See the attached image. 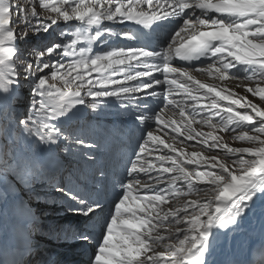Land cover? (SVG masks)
Instances as JSON below:
<instances>
[{
	"label": "snow or ice",
	"instance_id": "snow-or-ice-1",
	"mask_svg": "<svg viewBox=\"0 0 264 264\" xmlns=\"http://www.w3.org/2000/svg\"><path fill=\"white\" fill-rule=\"evenodd\" d=\"M110 108L139 133L115 150L89 134ZM0 173L46 178L82 264H250L215 257L264 202V0H0Z\"/></svg>",
	"mask_w": 264,
	"mask_h": 264
},
{
	"label": "rangeland",
	"instance_id": "rangeland-1",
	"mask_svg": "<svg viewBox=\"0 0 264 264\" xmlns=\"http://www.w3.org/2000/svg\"><path fill=\"white\" fill-rule=\"evenodd\" d=\"M33 43L39 44V41H33ZM230 87H235V84L237 82H226ZM237 92H240L241 94L243 93L242 88H236L235 89ZM23 93L26 95L27 89L23 90ZM249 98L256 100V98H253L249 94ZM24 99V95L21 96V100ZM256 102H259L256 100ZM23 110V109H21ZM128 120L126 117H122L116 113L114 109H108L106 110L98 119L95 121L90 122V125H94V128H92L89 132L90 135L97 136V135H102L104 141L107 143L108 140L110 139L111 135H116V132H120L121 129H123V126L121 125L122 122L126 123ZM103 124V125H102ZM100 125V126H98ZM70 158V157H68ZM72 163L71 166H75V161L73 158H70V161L68 160V164ZM74 169V167H73ZM67 171V177L71 176L72 170ZM4 178L2 177L0 173V179ZM73 179V178H72ZM72 179L70 181H72ZM40 184H37L39 186H35L29 191L23 190L20 186V190L22 191L23 197H25L28 201L30 206L33 208L34 212L38 211L40 212L39 214H50V219L54 220L52 224L56 225L54 226L55 229H59L61 225H66L67 221L71 219V214L67 212V206L64 204L62 201L60 195L54 191V188L50 186V184L47 182L46 178H41ZM69 181V182H70ZM8 182H11L12 184H15L14 182H19L16 178H12ZM0 183L3 184L4 181L0 180ZM39 194V197L33 198L32 195L37 196ZM56 203V204H55ZM0 214H1V209H0ZM255 221V219H254ZM250 222V221H249ZM248 222V223H249ZM264 222V219L262 220V223L260 219L258 220V225L257 228L253 229L254 232L258 231V228L260 225H262ZM247 223H244L243 225L245 226ZM251 231H248L250 233ZM247 231L241 232L239 235V239H242V237H248L249 234ZM55 234V233H54ZM242 234V236H241ZM248 234V235H247ZM52 235H50L51 238ZM79 250H74V255L72 257H68V252L67 251H59L55 253V258L57 256H60L61 258L64 257L67 261L68 264H82L84 261L83 259H80L77 257ZM27 264H43V261H40L37 259V256L33 260H30Z\"/></svg>",
	"mask_w": 264,
	"mask_h": 264
},
{
	"label": "bare ground",
	"instance_id": "bare-ground-1",
	"mask_svg": "<svg viewBox=\"0 0 264 264\" xmlns=\"http://www.w3.org/2000/svg\"><path fill=\"white\" fill-rule=\"evenodd\" d=\"M199 78L204 79V77L203 78L199 77ZM234 82H236V81H234ZM230 85L231 84H229V86ZM0 218H1L2 225H5V227H6L7 226V222H8V217H7L6 212H5L4 209H1ZM254 219H255V221H254ZM259 219H260V221L262 223V220L264 219V202H259L258 201L255 209L253 210V212L249 214V217L242 224L247 223L244 226L247 229H249V228L255 229V228H257ZM263 225L264 224H262L261 227H263ZM241 230H242V225H241V228L237 232L229 234L228 237L221 236L218 239V241H217V245L226 243L228 245L229 253L244 254V252L247 249V245H249L251 243V241H250V239L248 237H242V239L240 238V240L238 241L239 236H240L239 234L241 233ZM2 235H3V233L0 232V239H1ZM241 236H242V234H241ZM69 246L70 245L68 243H62V241H60L59 243H54V244L49 245V247H52V248L53 247H59L60 249L68 248ZM215 258L218 261H225V257L224 256L215 257Z\"/></svg>",
	"mask_w": 264,
	"mask_h": 264
},
{
	"label": "trees",
	"instance_id": "trees-1",
	"mask_svg": "<svg viewBox=\"0 0 264 264\" xmlns=\"http://www.w3.org/2000/svg\"><path fill=\"white\" fill-rule=\"evenodd\" d=\"M1 175H2V177H4L6 180L11 179V178H15L12 174H9V175L5 176V175H3V174L1 173ZM25 186H26V185H25ZM26 187H28V186H26Z\"/></svg>",
	"mask_w": 264,
	"mask_h": 264
}]
</instances>
